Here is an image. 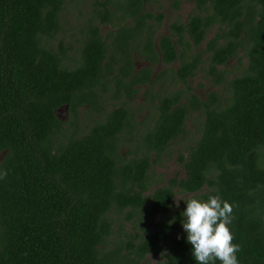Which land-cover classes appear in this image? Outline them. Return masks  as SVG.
<instances>
[{
    "label": "trees",
    "instance_id": "16d2710c",
    "mask_svg": "<svg viewBox=\"0 0 264 264\" xmlns=\"http://www.w3.org/2000/svg\"><path fill=\"white\" fill-rule=\"evenodd\" d=\"M156 1L94 0L80 63L68 68L63 43L54 49L43 42L60 32L67 0H0V173H7L0 179V264H139L163 248L160 264H197L187 236L170 238L169 225L108 246V213L130 208L132 216L149 204L150 217L168 220L175 190L195 197L203 189L206 200L218 195L233 207L228 227L240 245L239 264H264V0H193L192 13L171 22V34L155 44L163 14L144 5ZM92 21L115 30L103 36ZM135 52L152 65L178 60L175 76L184 84L205 72L229 96L221 103L213 90L202 100L186 86L158 98L154 125L124 154L119 135L129 125L125 102L83 136L56 144L61 106L73 116L85 104L99 109L98 90L108 79L115 81L116 97L122 92L128 99L136 86L153 82L151 66L134 71ZM236 56L247 66L226 79L219 66ZM114 63L118 74L110 76ZM197 111L201 133L181 157L185 176L151 189V164L185 134ZM182 213L172 221H182Z\"/></svg>",
    "mask_w": 264,
    "mask_h": 264
},
{
    "label": "rangeland",
    "instance_id": "374dc122",
    "mask_svg": "<svg viewBox=\"0 0 264 264\" xmlns=\"http://www.w3.org/2000/svg\"><path fill=\"white\" fill-rule=\"evenodd\" d=\"M102 1V0H100ZM173 0H157L156 2H149L144 5V9L151 11L154 14L162 13L163 19L160 22L156 34L154 36V43L160 35H170L169 25L176 19L184 21L189 14L194 10L193 0H181L178 8L172 5ZM94 0H67L61 11V30L53 38H43V42L47 47L58 49V43L61 41L67 48L66 56L63 59V64L68 68H75L80 63V47L85 39L86 27L88 19L91 16ZM111 9L113 7L110 6ZM98 24L97 21H92ZM151 23V21H149ZM117 23V21H115ZM100 32L103 36L109 31H114L115 26L111 24H98ZM215 32V27L211 28L206 36V39L212 37ZM109 43V42H108ZM204 44L198 46V50H203ZM158 52V48H157ZM110 56L108 53L107 57ZM238 56H243L240 51ZM132 64L134 71H137L147 65L152 67V80L145 84L136 86L137 92L131 99L125 97V94L120 92V96L116 97L115 81L108 79L106 81V89L98 90L99 92V109H95L88 104L82 105L78 108L76 115L73 116L68 110V106L64 105L57 109L56 114L58 118L63 121V125L59 131L53 135V140L56 144L63 143L70 136L80 137L83 136L89 128L96 122L104 121L106 114L117 107L120 102H125L128 107L129 125L125 126L119 135V142L122 154L127 149L131 151L135 149V143L138 140V135L150 129L157 117L156 106L158 98H161L168 93L176 90L186 89L190 87L192 93L196 94L200 99L206 100L211 91H216L219 96V101L224 103L228 96V88L223 84L215 85L212 83L210 76L201 71H197L194 76L190 77L186 84L179 81L175 76V70L179 65V61L175 60L167 65L158 60L155 65L149 61L144 60V57L135 52L132 55ZM247 66L246 58L242 57L241 62L237 61L236 57H231L225 65L219 66L223 70L226 79L241 74ZM114 72L110 74H118L117 63L111 66ZM203 115L200 111L192 112L186 121L185 134L179 136L176 140L172 141L170 145L159 155L156 162L151 164L149 170L150 178L148 180L150 188L155 189L157 186L166 185L168 180L172 177L177 179L185 176L184 161L186 159L189 147L198 139L201 133ZM131 132V134H130ZM135 137V139H134ZM137 137V138H136ZM132 153L129 156H134ZM155 155L152 154V157ZM264 166V158L262 159ZM150 192V189L146 191ZM205 189L201 190L198 195L184 194L175 190L172 200V207L169 209L170 219L165 220L162 214H155L150 217L148 211L149 204L143 210H134V214L130 216L132 210L125 208L123 210H116L114 207L108 213L111 221V233L108 236V246L112 244H119L125 242L130 238L146 237L155 230H160L169 225V237L187 236L183 230L182 218L180 222H173L172 218L176 216L177 211H184L186 209V202L190 199H197L200 201H207L204 197L200 196L204 193ZM145 193V194H147ZM176 224V227L173 224ZM165 248L159 254H147L139 264H160L165 260Z\"/></svg>",
    "mask_w": 264,
    "mask_h": 264
},
{
    "label": "clouds",
    "instance_id": "9594fccd",
    "mask_svg": "<svg viewBox=\"0 0 264 264\" xmlns=\"http://www.w3.org/2000/svg\"><path fill=\"white\" fill-rule=\"evenodd\" d=\"M7 175L0 173V179ZM182 215L183 230L187 242L192 245V255L197 264H239L237 253L240 245L233 243L228 227L232 221V205L218 195L209 196L207 201L190 199Z\"/></svg>",
    "mask_w": 264,
    "mask_h": 264
}]
</instances>
